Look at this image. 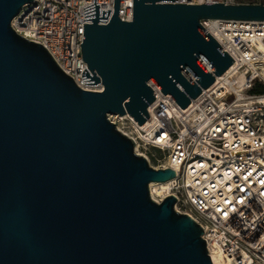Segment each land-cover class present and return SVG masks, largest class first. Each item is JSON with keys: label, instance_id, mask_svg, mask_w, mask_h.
<instances>
[{"label": "water", "instance_id": "water-1", "mask_svg": "<svg viewBox=\"0 0 264 264\" xmlns=\"http://www.w3.org/2000/svg\"><path fill=\"white\" fill-rule=\"evenodd\" d=\"M32 1L0 0V264H213L175 197L150 196L174 170L150 166L107 116L143 124L149 82L187 107L233 63L200 20L264 21V3L132 0L122 21L113 0L99 24L111 10L93 0L79 45L95 92L12 29Z\"/></svg>", "mask_w": 264, "mask_h": 264}, {"label": "built area", "instance_id": "built-area-1", "mask_svg": "<svg viewBox=\"0 0 264 264\" xmlns=\"http://www.w3.org/2000/svg\"><path fill=\"white\" fill-rule=\"evenodd\" d=\"M92 3L33 0L22 6L11 27L25 39L42 44L79 88L100 92V79L96 85L81 81L84 69L93 76L81 59L79 45L83 23H91L83 21V8ZM95 4L99 10H111L105 22H98L107 23L113 0H95ZM118 17L132 19V0H119ZM200 24L231 56V66L185 108L149 82L155 99L147 107L143 124L127 114L107 117L133 141L136 154L147 159L149 148L162 153L155 169L171 168L175 175L167 181L160 200L174 196V209L200 225L213 264L214 257L219 264H264V126L257 116L264 107L257 101L264 94L248 93L255 81L264 83V21L206 19Z\"/></svg>", "mask_w": 264, "mask_h": 264}, {"label": "rangeland", "instance_id": "rangeland-1", "mask_svg": "<svg viewBox=\"0 0 264 264\" xmlns=\"http://www.w3.org/2000/svg\"><path fill=\"white\" fill-rule=\"evenodd\" d=\"M239 3H258L260 1L264 0H237ZM258 82V81H255ZM261 84L264 85L263 82H260ZM263 95V94H262ZM261 96V95H258ZM257 116L260 118V122L261 124L264 126V107H261L260 110L258 111ZM146 156H147V162L150 166L156 168L158 160H160L162 158V153L157 150V149H153V148H149L146 150ZM153 188L157 189V186H153Z\"/></svg>", "mask_w": 264, "mask_h": 264}, {"label": "bare ground", "instance_id": "bare-ground-1", "mask_svg": "<svg viewBox=\"0 0 264 264\" xmlns=\"http://www.w3.org/2000/svg\"><path fill=\"white\" fill-rule=\"evenodd\" d=\"M257 103L260 104H264V96L259 97ZM111 116V114H110ZM167 184V182H163V183H150L149 184V192H150V196L153 200L158 201L160 200V198L163 196V189L165 188V185ZM153 186H157L156 188H153ZM213 262L215 264H219L218 259L217 258H213Z\"/></svg>", "mask_w": 264, "mask_h": 264}, {"label": "trees", "instance_id": "trees-1", "mask_svg": "<svg viewBox=\"0 0 264 264\" xmlns=\"http://www.w3.org/2000/svg\"><path fill=\"white\" fill-rule=\"evenodd\" d=\"M248 93L251 95H262L264 94V85L260 82H254L252 87L249 89Z\"/></svg>", "mask_w": 264, "mask_h": 264}]
</instances>
